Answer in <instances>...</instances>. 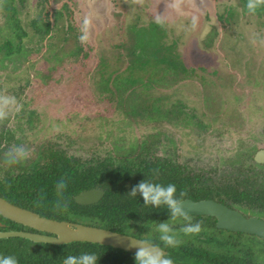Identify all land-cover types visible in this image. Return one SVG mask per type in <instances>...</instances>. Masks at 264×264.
Segmentation results:
<instances>
[{
	"label": "rangeland",
	"instance_id": "rangeland-1",
	"mask_svg": "<svg viewBox=\"0 0 264 264\" xmlns=\"http://www.w3.org/2000/svg\"><path fill=\"white\" fill-rule=\"evenodd\" d=\"M38 2L0 0V43L12 32L9 16L18 18L28 31L21 41L23 53L15 51L6 59L0 53V120L8 117L5 126L0 121V130H15L19 139L0 146L2 169L6 167L1 164L4 156L17 146L29 151L23 160L26 164L37 159L38 152L48 143L82 160L108 156L113 147L118 155L129 154L150 126L161 133L158 154L170 152L187 169L206 171L212 163L223 160L224 154L232 158L237 146L224 143V137L216 133L207 132L198 138V131L187 133L183 128L160 123L172 114L171 121L187 120L197 125L205 115L217 112L221 106L219 97L224 106H232L243 115L248 127L244 131L251 132L247 142L260 141L264 145V13H254L264 0H49L45 5ZM249 3L255 4L252 11L247 7ZM38 9L63 12L61 30L51 31L53 36L43 41L29 25ZM136 15L140 16L139 26L150 28L154 22L155 30L151 31L153 41L158 40L157 48L173 46L171 54L178 57L173 68H178L180 61L187 68L186 73L179 67L167 76L175 89L165 87L163 82L157 84L153 95L168 93L169 98L160 107L148 104L150 109H140L138 117L115 111L108 95L98 89L101 59L114 58L118 50L124 52L121 44L128 41V27L136 23ZM157 17L163 26L156 22ZM68 24L73 30L67 33L69 41H63ZM81 35H86L84 41L79 39ZM130 82L117 81L125 88ZM130 93L131 90L126 91V97ZM166 103L168 108L173 106L164 108ZM226 114L221 112L223 117ZM139 145L148 149L144 143ZM204 233L202 230L201 234ZM191 241L198 244L196 238ZM199 245L212 244L203 241Z\"/></svg>",
	"mask_w": 264,
	"mask_h": 264
},
{
	"label": "trees",
	"instance_id": "trees-1",
	"mask_svg": "<svg viewBox=\"0 0 264 264\" xmlns=\"http://www.w3.org/2000/svg\"><path fill=\"white\" fill-rule=\"evenodd\" d=\"M48 1L39 0L38 3L39 5H45ZM258 7L260 9H255L254 13L261 16L264 13V4H260ZM11 8L14 9L13 6ZM51 14H54L53 21H51ZM62 18L63 12L61 10L51 13L48 10L38 9L29 25L33 28L35 35L43 41L45 37L53 36L50 34L51 31L61 30L59 22ZM134 21L136 23H132L128 27V41L121 44L124 52L118 50L114 58L103 57L101 59L99 68L101 78L98 89L101 94L108 95V100L116 108L115 111L119 110L125 114L133 113L134 116L138 117L139 113H142L139 112L140 109L145 111L150 109L147 107L148 104H154V107H160L162 103L164 104L163 101L169 98V94L153 95L156 86L158 87V85H161L159 83L163 82L165 87L174 86L175 89L174 82L170 81L171 78L167 76L173 74V71L176 72L180 69L179 67L186 73L187 68L182 61L179 62L178 68H173V66H176L174 60L178 59V57H173L171 54V47L173 46H169L167 49L156 47L158 40L153 41V31H151L155 30L152 28L154 22H151L150 28H145L137 24L140 21L139 15L134 17ZM160 24L163 26L162 21ZM8 25L12 32L8 37H3L0 43V53H2L3 59L12 57L11 54L15 51L19 54L23 53L21 41L23 37L28 35V31L21 26L18 18L14 20L12 16H9ZM65 28L68 29L65 31ZM65 28L64 34L66 36L64 35L62 40L69 41L67 33L73 30V26L68 24ZM14 38H16V42L13 41ZM51 46L49 45L48 49H51ZM77 54H79V49ZM0 59L2 61V58ZM123 68L124 70H122ZM118 80L131 82L125 88V86L117 83ZM128 90H131L132 93L126 97L125 93ZM171 93H174V91ZM172 106L171 104L168 108L167 103L163 105L164 108L168 109ZM190 111L194 112L191 109ZM5 120H1L3 125H6ZM187 124L190 123L187 122ZM9 136L10 138L12 136L9 130H4L0 135V145L3 141H8L4 138ZM55 146L56 144L53 143L44 147L43 150L38 152L37 159L32 158L29 161V165L22 166V163L19 164L18 166L23 170V174L2 182L0 184V196L23 207L30 208L40 215L104 227L144 240L147 239L157 244L159 242L157 239L158 233L155 231L156 225L161 221L170 224H173L174 221L168 219L169 213L164 206L160 208H152L150 205L144 206L143 199L139 194L135 198L128 196L127 192L134 185L144 178L163 185L175 184L177 195L180 192L185 193L181 197L182 200L188 197L193 199L205 198L211 192V190H206L204 186L202 187L200 182L195 183L196 178L180 174L179 171L175 173L177 167L167 161L156 164L152 162L145 163L146 167L143 173L137 169L132 170L129 166L130 163L125 158L133 160V157H136L135 153L139 151L140 145L133 147L129 154L121 152L122 157L113 148V156L108 155L102 159L91 158L84 161L68 155L65 150ZM143 161H146V159H143ZM61 179L65 180L67 186L63 195L58 197L55 185ZM91 188L104 189L106 193L103 199L93 205L76 204L74 196ZM26 197L30 198L26 200ZM58 201L66 205V208L62 211H57L54 208ZM0 220L4 219L0 216ZM179 224L181 225L172 227L180 229L182 223ZM211 228L213 229V238L216 239L206 241L212 244L209 247L211 250L207 253L201 248L203 246H199V243L204 241L199 237L202 230L204 232L202 228L201 233L189 235V237L182 232H177L179 237L184 236L185 238L182 239L179 246L167 249L169 257L175 262L184 264H222L219 262L223 251L220 244L224 248L225 244L232 242V240L219 241L217 233L221 230L215 227L214 222H212ZM192 238H196L198 244L193 243ZM227 244L232 247L230 253L234 248L237 249V245ZM85 251L95 252L99 257L98 264H135L133 253L99 244L74 242L66 245H54L34 243L22 238L0 239V254L14 255L19 264H62V260L66 255H79ZM226 257L228 258V256ZM235 258V255L231 256L232 260H235Z\"/></svg>",
	"mask_w": 264,
	"mask_h": 264
},
{
	"label": "flooded vegetation",
	"instance_id": "flooded-vegetation-1",
	"mask_svg": "<svg viewBox=\"0 0 264 264\" xmlns=\"http://www.w3.org/2000/svg\"><path fill=\"white\" fill-rule=\"evenodd\" d=\"M218 100L220 101L221 106L217 109V112L214 114L205 115V117L199 120L197 125L187 124V122L185 121L180 122V123L171 121L170 118L172 117V114L166 117L164 121H161L160 124L174 125L176 128L180 127V128L185 129L187 133L189 131L190 132L198 131L199 132L198 138L200 136L202 137L203 135H207L208 134L207 132H211L213 134L216 133L218 134L219 137H224L223 139L226 140V142L224 143H231L237 146L236 154H233L232 158L228 157L229 158L228 159L224 154L223 160L219 161L216 164L212 163L210 168H206L207 169L206 171L205 169H202V168L193 169V168L188 167L190 168L189 170L187 169L186 166L181 165L180 162L174 156H172V153L170 152L166 154L157 153V145H159V143L161 142L160 141L161 137L159 135L161 133L154 132V129L149 126L147 130L143 132V136L140 137L141 140L139 141V143L146 144L148 146V149H145L139 146L138 148L139 151L135 153L136 157H133V160L128 161V163H130L129 166L132 170L135 171V169H137L139 170V172L143 173L144 168L146 167L145 163L148 164L149 162H152L156 164V163H163L164 161L170 162L175 167H177L175 173L179 171L180 174H183L185 176L190 175L193 178H196V180L194 181L195 183L200 182L202 184V187L204 186L206 190H211V192L208 195H206L205 198L193 199V198L188 197L185 199H192L195 201L213 200L217 203L227 206L228 208L234 211L241 213L246 218L255 217V218H258L264 221V162H258L256 160L257 153L261 150H264V145L260 144L259 143L260 141H258L257 144L248 143L247 139H248V136H250L251 132L247 133V131H244L248 127L247 125H245L246 121L244 120L243 115L238 114V111L236 110V108H233L232 106H224L223 104L224 101L222 97H219ZM221 112L222 113L228 112V114H226V116L223 117L221 116ZM217 113H218V116L214 117V115ZM137 122L139 124L140 120ZM2 125H3V122H2ZM4 130H6V128H3L2 130H0V135L3 133ZM9 132L12 135L11 138L10 136L8 138L3 137L4 139H7L8 141L6 140L3 141L1 145L3 143L9 144L14 139L19 140L17 138V133L15 130L10 129ZM235 132L238 134H236ZM259 138L261 137L259 136ZM259 138L257 139L259 140ZM112 153L114 155L113 149H111V152H109L108 155H112ZM67 154L73 156L74 158H77L75 155L70 154L69 152H67ZM4 157H5L4 159L5 161H2L1 164L3 165V167L5 166L6 167L2 169V166L0 165V172L3 174V177H0V184L2 182H5L8 179L16 178L17 175L23 174V170H21L20 166H18L19 164L22 163L21 164L22 166H27L30 163L28 162V164H26V163H23V161H21L17 164L9 165L6 163V156ZM143 159H146V161H143ZM15 171H17L16 174L14 173ZM198 186L200 185L198 184ZM98 189H102V188H98ZM29 198L30 197H26V200H28ZM9 201L14 205L23 207L20 204H16L12 202L11 200ZM74 201L76 204H79L76 202V195L74 196ZM79 205H86V204H79ZM89 205H93V204H89ZM31 207H33V205ZM23 208H26V207H23ZM26 209L32 210L30 208H26ZM188 216L190 217L191 223H195V221L201 222L202 228L204 229V232L206 233H204V235L201 234V236L199 237L201 239H204V241H213L214 239H216V238H213V235H212L213 229L211 228L212 222H214L215 227L221 230L217 233V237H218L217 239L219 241L222 240L224 242L232 240V242L230 241L227 243H232L233 246L237 245L236 246L237 249L234 248L232 253H230V251L232 250L231 249L232 247H229L230 245L226 243L223 248V245L220 244L223 250L221 252L222 257L219 259L220 263L222 264H264V237H261L260 235H257L255 233L231 231V230L224 229V228H218L216 226L217 218L213 216H209V215H188ZM1 217L4 220H0V227H1L0 232H20L21 231V232H27V233H33V234L34 233L42 234L40 231H37L33 228L24 226L20 223L7 219L3 216ZM6 220L11 221V222H8ZM181 223L183 224L184 221H182ZM179 225L181 224L177 223L176 221H174V223L171 224V226H179ZM10 238H22V239L30 240L28 238L21 237V236L0 237V239H10ZM30 241L34 243H45V242H35L33 240H30ZM246 241H249V243H247ZM45 244H49V243H45ZM209 247L210 246L201 247V248L204 249V251L207 253V251L211 250L209 249ZM232 255L236 256L235 260L231 259ZM225 256H228V258L227 257L225 258ZM178 263H182V262H178ZM201 264H207V263H201Z\"/></svg>",
	"mask_w": 264,
	"mask_h": 264
},
{
	"label": "water",
	"instance_id": "water-1",
	"mask_svg": "<svg viewBox=\"0 0 264 264\" xmlns=\"http://www.w3.org/2000/svg\"><path fill=\"white\" fill-rule=\"evenodd\" d=\"M256 160L258 162H264V150L257 153ZM104 195V190L93 188L76 195V202L86 205L94 204L100 201ZM182 207L187 212V215H209L216 217V226L218 228L255 233L264 237L263 220L255 217L246 218L241 213L213 200L195 201L192 199H185L182 202ZM0 215L42 233L33 234L21 231L0 232V237L21 236L35 242H45L54 245H66L74 242L93 243L124 250L133 254H135L137 250L133 244H136L138 240H144L130 234L121 233L104 227L40 215L32 210L12 204L2 196H0ZM148 242L152 243L150 241ZM165 251L169 256V251ZM173 264L184 263L173 261Z\"/></svg>",
	"mask_w": 264,
	"mask_h": 264
},
{
	"label": "clouds",
	"instance_id": "clouds-1",
	"mask_svg": "<svg viewBox=\"0 0 264 264\" xmlns=\"http://www.w3.org/2000/svg\"><path fill=\"white\" fill-rule=\"evenodd\" d=\"M247 7L251 11L255 8V4L249 3ZM156 22H161L159 17H157ZM193 23H195V18H193ZM87 25L88 20L85 19V29ZM79 39L84 41L86 35H81ZM6 103H8V101H6ZM28 155L29 151L25 147H13L6 154V163L9 165L17 164L27 159ZM66 186L64 179L56 183L55 189L58 197L63 195ZM138 194L142 197L144 206L150 205L152 208L164 206L169 213L168 219L177 222L180 220L184 221L179 232H182L185 236L195 235L201 232V222H190V217L182 207L183 200L181 197H183L185 193L180 192L179 195H177L175 184L169 183L163 185L144 178L127 192L128 196L134 198L137 197ZM54 208L57 211H62L66 208V205L58 201L54 205ZM155 231L158 233V245L149 243L147 239L138 240L136 244H133L137 249L134 254L135 264H173L172 258L166 254L165 250L168 248H175L181 244L182 241L178 236L177 230L174 229L170 223L161 221L156 225ZM98 258L95 252L85 251L81 252L79 255H66L62 260V264H98ZM0 264H19V262L14 255L0 254Z\"/></svg>",
	"mask_w": 264,
	"mask_h": 264
}]
</instances>
